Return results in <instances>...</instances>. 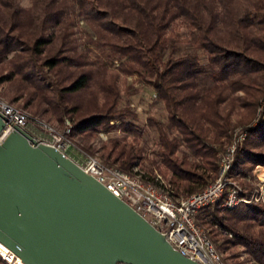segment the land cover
Returning <instances> with one entry per match:
<instances>
[{"label": "trees", "instance_id": "16d2710c", "mask_svg": "<svg viewBox=\"0 0 264 264\" xmlns=\"http://www.w3.org/2000/svg\"><path fill=\"white\" fill-rule=\"evenodd\" d=\"M135 84L164 110L146 119L151 158L131 106ZM1 85L33 118L69 122V137L104 163L154 184L160 175L173 198L214 180L244 126L230 174L247 177L264 165V121L249 126L264 100V0H0ZM100 129L122 135L93 145ZM197 219L219 250L239 245L264 264V205L214 204Z\"/></svg>", "mask_w": 264, "mask_h": 264}, {"label": "water", "instance_id": "95a60500", "mask_svg": "<svg viewBox=\"0 0 264 264\" xmlns=\"http://www.w3.org/2000/svg\"><path fill=\"white\" fill-rule=\"evenodd\" d=\"M0 242L23 264H200L71 157L1 113Z\"/></svg>", "mask_w": 264, "mask_h": 264}, {"label": "built area", "instance_id": "2783aa9c", "mask_svg": "<svg viewBox=\"0 0 264 264\" xmlns=\"http://www.w3.org/2000/svg\"><path fill=\"white\" fill-rule=\"evenodd\" d=\"M153 97H156L153 94ZM260 111L262 113L260 114ZM0 113L7 119L28 132L36 141L51 145L71 157L87 174L103 184L113 195L122 199L138 214L145 218L156 230L164 234L167 241L182 255L200 264H228L218 252L196 221L200 209L214 204L224 208H233L237 204L249 203L253 199L260 201L259 190L264 187L262 166L256 165L260 179V188L250 198L240 195L238 187L230 184L227 176L234 161L237 145L242 142L247 132L238 129L233 132L231 143L219 154L218 174L203 189L173 198L164 185L160 175H156L159 184L145 182L137 173H128L116 165L106 164L97 153H86L69 137L70 124L63 129H56L44 121L33 118L28 112L18 108L0 97ZM44 127L45 136L31 130V121ZM264 121V110L259 109V116L250 126ZM98 137L106 139L107 132L97 131ZM76 150V151H74ZM80 154L83 160L73 154ZM72 155V156H71ZM1 264H23L21 260L2 242H0Z\"/></svg>", "mask_w": 264, "mask_h": 264}, {"label": "rangeland", "instance_id": "374dc122", "mask_svg": "<svg viewBox=\"0 0 264 264\" xmlns=\"http://www.w3.org/2000/svg\"><path fill=\"white\" fill-rule=\"evenodd\" d=\"M19 1H20V3L23 6H28L29 5V0H19ZM134 86L136 87L137 91L132 96L131 106L137 112V116L138 117H137L136 123L139 124V126L145 128V133H144L142 138L147 140L148 147H149V151H148L149 158H151L152 152L155 149L156 134L153 133L152 131H150V129L147 127V125H146L147 120L146 119H147L148 115H154V116H157V117H162L164 115V110H163L162 104L159 101L155 100V97H153V95H152L153 93H152V91H151V89L149 87L141 86V85H138V84H135ZM3 88H4V85H1L0 86V94H1V92L3 90ZM0 97H1V95H0ZM21 103H22V101H19L17 103H14V105L17 106L18 108L22 109ZM260 108H261V110H264V100L259 104V107H258V109H257V111H256V113L254 115V118L249 123V126L253 122H255V120L259 116V109ZM261 113H262V111H260V114ZM67 123L68 122H66V124ZM51 126L56 128V129H58V130L63 129L62 127H59L58 125H56V123L51 124ZM238 129L245 130L244 126H238V127H236L234 129V131H236ZM31 130L35 134L41 135V136H45L47 134V131L44 129V127L35 124V122L33 120L31 121ZM120 135H122V134L119 131L114 132L113 130H111L109 133H107V137H109V136H120ZM232 135H233V133H232ZM107 137H106V139H107ZM106 139H101L100 137H98V134L95 133L91 137L90 140H91V142H93V145H94V144H98L99 140L100 141H105ZM231 140H232V138H231ZM231 140H230V142H228L227 144L224 145L223 150L221 152H223L226 149L228 144L231 143ZM77 146H79V145H77ZM74 151H76V150H74ZM84 152H86V151H84ZM86 153H90V152H86ZM91 153H97V152H91ZM73 157H75V158L78 157L79 161L83 160V156H81L80 154H77V153L75 155L73 154ZM218 160H219V158H218ZM258 165L262 166L261 170H263V171H262V174L260 176L264 178V165H261V164H258ZM232 167H233V164H232L231 168ZM255 170H256V165L250 170L249 175L247 177L231 176L230 171H229L227 178H228V180H229L231 185L239 188L240 195H244V196L250 198L251 196H254L256 191L260 188L261 181H260V179H258L257 173H256ZM217 174H218V172H217ZM161 180L164 183V185L167 186L166 180H164L163 177H161ZM244 182H245L246 186L243 185ZM258 194H259L258 197H259L260 201H255L253 199L249 203H257V204L264 205V187L261 190H259ZM241 203H243V202H241ZM218 207L222 208V209H225L224 207H220L219 205H218ZM196 221L199 224V226L202 228V230L204 231V234L209 239H211V241L213 242V237L208 233L209 227H207L206 224L201 223V221L199 219H197V217H196ZM218 232H219V235H218L219 239L231 237V234L228 231H225L223 229H218ZM213 244H214V242H213ZM214 246H215L216 250L223 255V258L225 259V261L228 264H233L234 262H241V264H257L254 261L249 260L250 257L243 251V247L242 246H239V245L232 246V247L228 248L227 250H219L215 244H214ZM234 254H236V255L238 254V257H236V258L233 257Z\"/></svg>", "mask_w": 264, "mask_h": 264}]
</instances>
